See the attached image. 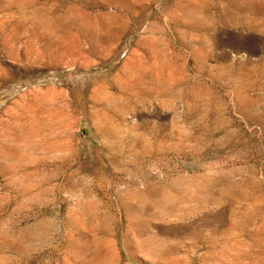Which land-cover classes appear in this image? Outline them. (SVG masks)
I'll list each match as a JSON object with an SVG mask.
<instances>
[{"label":"rangeland","instance_id":"1","mask_svg":"<svg viewBox=\"0 0 264 264\" xmlns=\"http://www.w3.org/2000/svg\"><path fill=\"white\" fill-rule=\"evenodd\" d=\"M0 264H264V0H0Z\"/></svg>","mask_w":264,"mask_h":264},{"label":"bare ground","instance_id":"2","mask_svg":"<svg viewBox=\"0 0 264 264\" xmlns=\"http://www.w3.org/2000/svg\"><path fill=\"white\" fill-rule=\"evenodd\" d=\"M219 253V252H218ZM223 256V255H222ZM185 262V261H184Z\"/></svg>","mask_w":264,"mask_h":264}]
</instances>
